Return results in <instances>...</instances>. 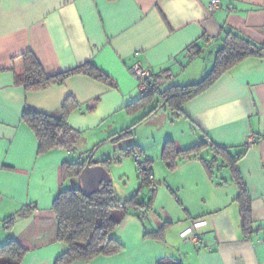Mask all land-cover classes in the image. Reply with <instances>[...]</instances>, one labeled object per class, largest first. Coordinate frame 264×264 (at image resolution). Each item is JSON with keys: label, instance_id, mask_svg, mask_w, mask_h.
<instances>
[{"label": "crops", "instance_id": "crops-1", "mask_svg": "<svg viewBox=\"0 0 264 264\" xmlns=\"http://www.w3.org/2000/svg\"><path fill=\"white\" fill-rule=\"evenodd\" d=\"M211 1L0 0V246L20 245L25 250L21 264H54L64 254L53 207L69 183L64 164L92 163L82 148L90 134L125 152L121 165L134 152L150 162L154 182L138 197L152 201L123 215L112 233L122 246L117 253L73 264H264V57L248 58L229 71L186 103L182 117L161 118L169 128L155 146L139 143L134 134L116 140L162 111L146 121L139 118L148 110L130 113L142 96L130 71L136 63L154 74L168 73L160 79L164 89L200 82L208 74L224 28L264 45V0H221L214 13L208 12ZM195 45L202 51L191 58L196 49L189 48ZM26 52L49 75L90 62L115 86L76 74L61 85L27 91L15 84L12 71L13 59ZM69 97L78 109L68 122L82 133L76 149L39 153L36 134L23 120L25 108L61 118ZM251 136L256 139L247 147ZM169 140L177 151L207 145L196 158L178 159L170 168L163 158ZM212 147L226 152L218 155ZM241 154L234 165L252 201L250 231L242 226L231 167ZM146 191L148 200L141 198ZM121 194L122 200L132 196ZM198 220L207 224L199 228L196 244L181 234Z\"/></svg>", "mask_w": 264, "mask_h": 264}, {"label": "trees", "instance_id": "trees-1", "mask_svg": "<svg viewBox=\"0 0 264 264\" xmlns=\"http://www.w3.org/2000/svg\"><path fill=\"white\" fill-rule=\"evenodd\" d=\"M222 48L217 52L213 67L209 74L200 82L187 85H171L157 89L148 94L141 93L140 101L131 105L130 113L148 110L141 121L151 118L161 108L169 109L172 118H180L184 115L183 107L186 103L198 97L210 89L221 77L234 69L243 61L251 57H264V45H258L249 40L241 33L231 28H224L222 31ZM196 49L191 58L199 55L202 51L200 46H192L189 49ZM12 71L15 76V84L24 87L27 91H42L55 85L63 84L69 77L76 74H83L110 86L115 82L102 70L92 63H85L73 70L62 72L57 75H49L37 60L32 52H26L13 59ZM168 73H152V79L159 81L168 78ZM61 118H56L44 113L25 108L23 120L32 128L38 139L39 153H45L53 149H64L72 152L76 149L82 133L70 126L69 115L78 109L74 98L69 97L64 102ZM135 126L123 131L117 141L130 138L133 135ZM206 143L195 145L191 148L177 151L174 143L169 140L165 143L163 158L168 162L170 168L177 165V160L196 158L200 151L206 147ZM213 148V147H212ZM218 155L226 150L213 148ZM242 156L236 155L232 160L233 178L239 186V197L241 209L242 226L245 231H250L252 201L248 188L243 181L235 161ZM90 159V158H89ZM113 160L107 159L102 162L89 163L99 164L104 167L111 164ZM114 162V161H113ZM147 168H140L141 189L149 186L150 175L152 174L151 164L145 161ZM88 164L86 161L66 162L63 167L64 180L79 178L81 172ZM139 200L138 193H135L127 200L120 199L113 189L112 182L101 186L100 190L87 196L82 187L64 188L54 203V211L58 219V240L62 242L66 250L54 264H73L77 261H90L100 255H112L121 249V244L112 239V233L120 223L123 215L130 208L150 205ZM11 218L9 221H12ZM25 250L15 241H10L0 246V264H21ZM160 264H180L163 261Z\"/></svg>", "mask_w": 264, "mask_h": 264}, {"label": "rangeland", "instance_id": "rangeland-1", "mask_svg": "<svg viewBox=\"0 0 264 264\" xmlns=\"http://www.w3.org/2000/svg\"><path fill=\"white\" fill-rule=\"evenodd\" d=\"M161 110L162 111L158 115V117L154 118L152 121L145 122L139 126H136L135 129L133 130L134 137L132 136L131 138L136 137V140L141 144L144 145L149 144L151 146H155V144L158 141H160L163 134L169 128L168 127L169 125H167L166 127L164 126V123L162 122L161 118H164L166 116L168 117V120L170 119V121L172 118V113L169 109L161 108ZM143 115L144 114H142V116ZM139 119H142V117H140ZM88 137L89 139L82 143V148L90 152L91 155L90 161H92V163L102 162L107 159H111L114 161V162L112 161L113 163L108 165V169L111 174L113 189L116 191L118 197L124 199L125 196L121 194L124 191L129 192L130 193L129 195H133L131 191H133L134 194L135 193L139 194L141 189V178H140L141 173H140V167L135 162V159L130 158L131 161H125L124 164L121 165L120 164L121 160L124 161L127 158V154H125V152L114 151L112 144L100 142L101 141L100 138L96 140L94 135L90 134L88 135ZM124 173L127 174L125 178L123 176ZM68 180L69 183L68 184L66 183L65 186L66 189L67 187H71V188L80 187V186L82 187V183L79 178H73V179L70 178ZM68 180H66V182ZM69 184H72V186H69ZM144 196H146V198H144ZM149 196L150 193L146 191L144 192L143 196H141V198L148 200Z\"/></svg>", "mask_w": 264, "mask_h": 264}, {"label": "built area", "instance_id": "built-area-1", "mask_svg": "<svg viewBox=\"0 0 264 264\" xmlns=\"http://www.w3.org/2000/svg\"><path fill=\"white\" fill-rule=\"evenodd\" d=\"M221 5V0H212L208 6V12L214 13L216 10ZM139 55V53H136V56ZM131 73L136 76L139 82V90L143 94H148L152 90L157 89L161 85V81H155L152 79V73L143 68L141 63H136L132 68H131ZM255 136H251L246 143L247 147H250L254 141H255ZM134 159L138 166L140 168H147L146 162L141 159V154L139 152H134ZM150 180L151 182H154L153 175H150ZM207 224L206 221L198 220L194 221L191 225L190 228L185 230L182 234V238H186L189 241L195 242L196 244L199 243L200 241V234L198 233L199 228L205 226Z\"/></svg>", "mask_w": 264, "mask_h": 264}, {"label": "water", "instance_id": "water-1", "mask_svg": "<svg viewBox=\"0 0 264 264\" xmlns=\"http://www.w3.org/2000/svg\"><path fill=\"white\" fill-rule=\"evenodd\" d=\"M82 190L87 196L97 193L101 186L111 182L110 173L104 166L87 164L80 174Z\"/></svg>", "mask_w": 264, "mask_h": 264}]
</instances>
